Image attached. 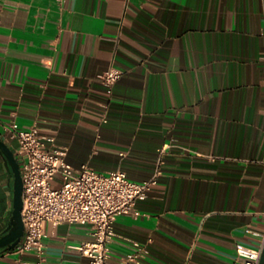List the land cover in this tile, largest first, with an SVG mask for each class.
<instances>
[{"label":"crops","instance_id":"1","mask_svg":"<svg viewBox=\"0 0 264 264\" xmlns=\"http://www.w3.org/2000/svg\"><path fill=\"white\" fill-rule=\"evenodd\" d=\"M111 68L123 75L110 88L98 75ZM14 115L67 145L74 167L136 182L171 145L142 215L116 221L110 264L135 241L150 254L134 264H246L239 242L264 247L263 0H0V137L16 152ZM13 185L0 152V234ZM47 232L45 264L89 261L69 247L89 226ZM38 261L0 251V264Z\"/></svg>","mask_w":264,"mask_h":264},{"label":"built area","instance_id":"2","mask_svg":"<svg viewBox=\"0 0 264 264\" xmlns=\"http://www.w3.org/2000/svg\"><path fill=\"white\" fill-rule=\"evenodd\" d=\"M122 75V70L111 68L98 77L111 88ZM6 131L7 140L17 144L25 184L23 217L26 229L23 239L12 250L20 255L34 251L39 256L38 264H45L47 225L81 224L91 228L93 238L69 247L89 258L82 264H110L111 243L117 236L116 221L124 214L142 215L138 203L146 200L159 183L163 173L162 156L171 145L160 150L155 174L136 182L123 170L105 174L88 164L74 167L68 161L67 145H59L55 136L38 126L22 127L16 115L7 124ZM134 245L135 249L121 264L137 263L150 254L149 248L140 242L135 241ZM262 250L244 242L237 244L238 255L246 264H260Z\"/></svg>","mask_w":264,"mask_h":264},{"label":"water","instance_id":"3","mask_svg":"<svg viewBox=\"0 0 264 264\" xmlns=\"http://www.w3.org/2000/svg\"><path fill=\"white\" fill-rule=\"evenodd\" d=\"M0 152L6 158L14 179L13 185V215L10 227L0 234V251L15 248L25 234L23 208L25 203V184L22 164L8 142L0 137ZM260 264H264V247Z\"/></svg>","mask_w":264,"mask_h":264}]
</instances>
